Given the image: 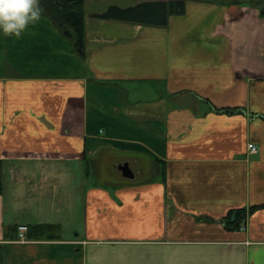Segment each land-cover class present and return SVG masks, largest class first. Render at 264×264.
I'll list each match as a JSON object with an SVG mask.
<instances>
[{
	"label": "crops",
	"instance_id": "0c3cea01",
	"mask_svg": "<svg viewBox=\"0 0 264 264\" xmlns=\"http://www.w3.org/2000/svg\"><path fill=\"white\" fill-rule=\"evenodd\" d=\"M101 13L86 58L45 15L0 29L3 264H264V18L185 36L183 14ZM167 40L194 50L167 59ZM256 205L246 230L226 226ZM40 223L59 236L19 239Z\"/></svg>",
	"mask_w": 264,
	"mask_h": 264
},
{
	"label": "trees",
	"instance_id": "16d2710c",
	"mask_svg": "<svg viewBox=\"0 0 264 264\" xmlns=\"http://www.w3.org/2000/svg\"><path fill=\"white\" fill-rule=\"evenodd\" d=\"M87 0H39L41 14L49 17L61 31L69 37L82 58L87 56L86 46V12ZM188 0H145L135 5L120 6L111 5L99 16L103 19L120 20L137 24L164 27L169 24L170 18L182 15L187 10ZM261 4L264 0H260ZM260 15L264 16V6L260 8ZM219 111H231V108H219ZM3 161L0 159V193L3 191V178L1 168ZM254 208V207H252ZM246 208H236L229 211L224 217L226 226L231 228L242 224V215ZM198 218H204L200 216ZM17 228V227H16ZM61 227L58 224L40 223L29 226L27 236L29 237H57ZM0 257L1 254H0ZM0 264L3 259L0 258Z\"/></svg>",
	"mask_w": 264,
	"mask_h": 264
},
{
	"label": "rangeland",
	"instance_id": "374dc122",
	"mask_svg": "<svg viewBox=\"0 0 264 264\" xmlns=\"http://www.w3.org/2000/svg\"><path fill=\"white\" fill-rule=\"evenodd\" d=\"M142 1L145 0H87L85 3V12L87 16L88 25L90 26L91 24L98 22L94 16V12L106 11L109 6L114 4L120 6H130L140 3ZM262 6H264V3L261 4L260 0H188L186 14L182 15L184 20L178 21L177 27L179 31L183 30V34L185 36L195 35L196 33L201 34L203 32L205 33L207 31L205 29L207 28H214V25L217 21H220L222 19H224L223 21H225V18L228 17V14L233 18H237L239 16H249L250 14L257 13L261 18H264V16H261L259 12ZM211 10H213V13H211ZM226 10H230L228 14L226 13ZM132 24H134L133 26L138 25L137 23ZM161 36L162 35H160V41ZM183 43H188V45L185 48H180L178 47L176 42L172 40H167L165 44L167 59L171 57V52L173 53L172 59L175 56L185 57L190 53V50L193 52L194 43H192V41L184 40ZM207 47L211 48L210 45H208ZM256 208L257 205L246 208L245 215L244 213L242 215V224L241 226L237 227L238 229H247L248 218ZM231 228L234 229L235 227ZM0 258L3 259V257Z\"/></svg>",
	"mask_w": 264,
	"mask_h": 264
},
{
	"label": "clouds",
	"instance_id": "9594fccd",
	"mask_svg": "<svg viewBox=\"0 0 264 264\" xmlns=\"http://www.w3.org/2000/svg\"><path fill=\"white\" fill-rule=\"evenodd\" d=\"M40 14L39 0H0V29L5 34L19 36Z\"/></svg>",
	"mask_w": 264,
	"mask_h": 264
},
{
	"label": "built area",
	"instance_id": "2783aa9c",
	"mask_svg": "<svg viewBox=\"0 0 264 264\" xmlns=\"http://www.w3.org/2000/svg\"><path fill=\"white\" fill-rule=\"evenodd\" d=\"M249 147L252 148L253 150L257 149V146L253 143L249 144ZM29 227L26 224H21L19 225V239L20 240H26V235H27V231H28Z\"/></svg>",
	"mask_w": 264,
	"mask_h": 264
},
{
	"label": "water",
	"instance_id": "95a60500",
	"mask_svg": "<svg viewBox=\"0 0 264 264\" xmlns=\"http://www.w3.org/2000/svg\"><path fill=\"white\" fill-rule=\"evenodd\" d=\"M119 168L122 170L123 174L127 177L134 178L135 173L133 172L132 168L130 167L129 162H124L119 165Z\"/></svg>",
	"mask_w": 264,
	"mask_h": 264
}]
</instances>
